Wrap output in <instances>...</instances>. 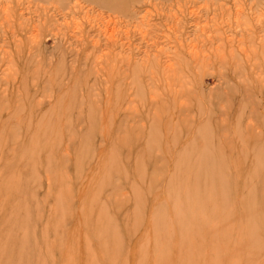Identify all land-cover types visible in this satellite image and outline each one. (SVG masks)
<instances>
[{"label":"rangeland","instance_id":"1","mask_svg":"<svg viewBox=\"0 0 264 264\" xmlns=\"http://www.w3.org/2000/svg\"><path fill=\"white\" fill-rule=\"evenodd\" d=\"M0 264H264V0H0Z\"/></svg>","mask_w":264,"mask_h":264}]
</instances>
